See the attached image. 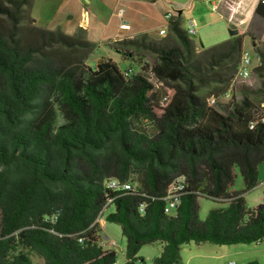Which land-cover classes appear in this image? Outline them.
I'll list each match as a JSON object with an SVG mask.
<instances>
[{
  "label": "trees",
  "instance_id": "1",
  "mask_svg": "<svg viewBox=\"0 0 264 264\" xmlns=\"http://www.w3.org/2000/svg\"><path fill=\"white\" fill-rule=\"evenodd\" d=\"M32 1L0 0V264H34L32 254L42 264H117L97 238L111 198L105 220L121 227L123 264L157 241L162 250L150 264H181V246L191 241H264V206L249 208L243 197L264 161V124L250 128L264 98V47L255 35L258 87L234 81L244 34L197 52L178 16L160 39L115 42L140 66L124 75L111 59L85 63L95 45L82 28L67 35L36 25ZM254 17L264 20V0ZM229 91L227 104L209 105ZM237 170L241 191L233 188ZM179 176L180 204L165 214L160 198ZM108 177L135 182L137 191L106 189ZM199 195L227 205L200 220Z\"/></svg>",
  "mask_w": 264,
  "mask_h": 264
},
{
  "label": "rangeland",
  "instance_id": "2",
  "mask_svg": "<svg viewBox=\"0 0 264 264\" xmlns=\"http://www.w3.org/2000/svg\"><path fill=\"white\" fill-rule=\"evenodd\" d=\"M180 1L184 8L182 6V8L174 9L171 5H168V8L169 11L182 9L180 24L183 29L186 28L187 22L190 18L195 19L198 33L194 36H190V38L197 45V52H199L200 49L211 47L230 38V22L227 19H224L223 11L225 8L222 3L220 4L218 2V9L213 11L210 2L207 0H192L193 2L191 0ZM45 3V1L37 0L35 3L36 10L44 12ZM188 3L189 6H187ZM190 3H192V5H190ZM0 22L3 26L7 25L1 17ZM249 29L255 35L254 40L259 47H264V20L258 17H253L249 24ZM152 36L158 39L164 37L158 33H153ZM201 44L203 48L201 47ZM243 48L250 53L253 62L256 63L255 51L252 46V36L250 33H247L243 37ZM106 56L112 57L120 71H124L129 67L138 70L140 67L137 61L123 59L120 53L114 50H109L105 46H97V44L85 60V63L89 66H93L99 59H108ZM145 58L149 61L152 60V56L150 55H146ZM235 82L246 83L253 87L259 86L258 77L254 73L246 79L237 78ZM240 97V93L236 90L235 99L238 100ZM211 98H214L212 106H215L216 108L219 107V103L227 104L230 100V97L224 96ZM262 101H264V98ZM236 173L237 177L233 188L235 191H241L244 188V182L240 172L237 170ZM243 197L249 208H254L260 204L262 205L264 200V161L258 165V185L253 189L246 191L243 194ZM197 202L198 218L200 220H203L206 217L210 209L224 208L227 205L226 203L219 202L206 195H199ZM113 210L114 204L110 203L101 211L100 219L102 220V227L97 231V238L98 242H100L105 248L109 247L116 252L117 264H123L126 261V240L122 234L121 227L117 223L105 220V216ZM161 250L162 243L159 241L142 245L137 253L138 259L134 264H150L154 257L161 253ZM180 256L181 264H244L248 261H256L258 264H264V241L259 243H239L232 245H217L208 242L197 244L191 241L181 246ZM31 260L34 264H42L41 259L36 254L31 255Z\"/></svg>",
  "mask_w": 264,
  "mask_h": 264
},
{
  "label": "crops",
  "instance_id": "3",
  "mask_svg": "<svg viewBox=\"0 0 264 264\" xmlns=\"http://www.w3.org/2000/svg\"><path fill=\"white\" fill-rule=\"evenodd\" d=\"M42 1L46 2L44 12L36 10L37 0L32 1L30 14L36 25L50 30L60 29L67 35H73L78 28H82L87 40L116 52L118 51L114 49V44L118 40L133 38L143 33H146L150 38L158 39L154 38L152 34H159L161 29H165V34H167L169 21L165 20L164 14L169 11L168 5L174 9L183 6L180 0ZM213 1L223 4L224 19L236 25L245 24L243 28H239V34L253 33L249 29V24L254 17V8L259 0ZM175 12L174 17L178 16V19L181 20L182 9ZM193 20L195 21V19ZM106 57L113 61L112 57Z\"/></svg>",
  "mask_w": 264,
  "mask_h": 264
},
{
  "label": "built area",
  "instance_id": "4",
  "mask_svg": "<svg viewBox=\"0 0 264 264\" xmlns=\"http://www.w3.org/2000/svg\"><path fill=\"white\" fill-rule=\"evenodd\" d=\"M207 1L210 2L211 9L213 11H216L218 9V5H217L218 1L217 2H214L213 0H207ZM175 14H176V12L174 10L167 11L164 14V18H165V20H168V18H174ZM186 28L190 32H193L194 35H196L198 33L197 25L193 19H190L187 22ZM159 34L162 36L166 35V34H164V29H161L159 31ZM255 58H256V63L253 62L250 53L248 51L244 50V48H242L239 64H238L237 71H236V74L234 77V81L237 78L246 79L252 75L253 68L259 64V60H260L257 55H255ZM133 71H134V69L129 67L123 71V74L129 75ZM147 79L153 83L155 89L160 88L162 86L160 84L159 80L157 78H155L154 75H152L151 71H149L147 73ZM230 93H231V91L226 92L222 96L229 97ZM166 99H167V97L163 96L161 98V102L163 103ZM213 101H214V98H209L208 99L209 105H212ZM256 123L264 124V104H259L258 107L255 109L254 120L252 121V126H255ZM103 185L106 189H109L111 191H116L119 193H122V191H133V192H135V191H137V188H138V185L135 182L121 181V180L114 178V177L105 178L103 180ZM185 186H186V184H185V177L184 176L177 177L176 180H173L172 183L169 185V187L166 191V194L160 198L164 202L163 211L165 214H174L175 213L177 207L180 204V198L183 195V190L185 189ZM111 201H112V198L109 199L108 202H106V204L103 206L101 211L106 206H108L111 203ZM262 205L264 206V200L262 202ZM98 220H99V216L95 219L94 223L97 222ZM78 240L81 241L82 238L78 237Z\"/></svg>",
  "mask_w": 264,
  "mask_h": 264
},
{
  "label": "water",
  "instance_id": "5",
  "mask_svg": "<svg viewBox=\"0 0 264 264\" xmlns=\"http://www.w3.org/2000/svg\"><path fill=\"white\" fill-rule=\"evenodd\" d=\"M245 26V24H239V25H236V24H233V23H230L229 24V35L230 36H234V35H236L237 33H238V30H239V28H243ZM100 62L102 61V60H99ZM258 207H262V205L260 204Z\"/></svg>",
  "mask_w": 264,
  "mask_h": 264
},
{
  "label": "bare ground",
  "instance_id": "6",
  "mask_svg": "<svg viewBox=\"0 0 264 264\" xmlns=\"http://www.w3.org/2000/svg\"><path fill=\"white\" fill-rule=\"evenodd\" d=\"M172 18H168V21L171 20ZM186 30V33L189 35V36H194V33L193 32H190L187 28H185ZM166 33V30L164 29V34ZM260 104H264V101H262ZM254 126H252V123L250 125V128H253Z\"/></svg>",
  "mask_w": 264,
  "mask_h": 264
}]
</instances>
